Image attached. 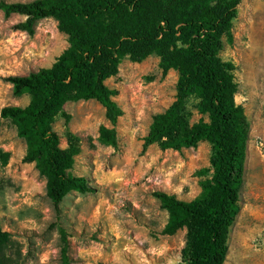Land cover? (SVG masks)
I'll use <instances>...</instances> for the list:
<instances>
[{"label": "rangeland", "instance_id": "374dc122", "mask_svg": "<svg viewBox=\"0 0 264 264\" xmlns=\"http://www.w3.org/2000/svg\"><path fill=\"white\" fill-rule=\"evenodd\" d=\"M238 11L233 42L224 39L221 58L236 67L235 98L245 110L249 139L240 213L231 228L225 264H264V0H242ZM25 20L0 11V112L30 103L29 95H14L8 77L51 67L69 46L55 19L39 20L32 36L15 29ZM177 81V71L165 74L156 55L140 63L122 61L118 75L107 81L119 90L115 100L123 111L115 126L117 147L99 141L101 128L113 127L100 103L64 106L53 128L63 148L68 147L69 134L80 138L73 174L87 178L95 192H72L59 210L47 197L46 179L35 164L23 162L26 140L12 121L2 120L0 228L12 234L13 243L0 253V264H61V228L69 235L72 264L181 262L187 230L163 234L168 212L154 193L163 191L184 201L197 198L207 178L199 172L210 167L211 145L204 141L175 151L155 144L142 153L154 116L176 99ZM201 117L195 112L193 122Z\"/></svg>", "mask_w": 264, "mask_h": 264}, {"label": "trees", "instance_id": "16d2710c", "mask_svg": "<svg viewBox=\"0 0 264 264\" xmlns=\"http://www.w3.org/2000/svg\"><path fill=\"white\" fill-rule=\"evenodd\" d=\"M242 0H33L0 3L6 16L25 21L15 29L35 34L39 20L53 18L68 38V48L51 67L27 76L7 78L16 97L30 96L27 106H6L0 112L12 121L27 142L24 163H34L46 179L47 197L57 210L72 192H95L85 177L75 176L80 138L69 134L61 146L54 122L69 102L94 100L107 111L112 128L102 127L99 141L117 147L115 129L123 111L115 98L119 90L107 81L119 73L122 61L142 62L156 55L166 74L178 73L177 94L168 109L154 116L143 151L158 145L181 151L207 141L210 167L199 175L202 191L192 201L156 191L154 197L168 212L164 235L187 230L178 264H225L231 228L240 213L249 124L236 103V67L221 58L226 38L233 42V22ZM195 112L202 117L193 122ZM207 118V119H206ZM212 174L211 177L208 175ZM61 234V264H72L69 235ZM13 243L0 228V253Z\"/></svg>", "mask_w": 264, "mask_h": 264}]
</instances>
